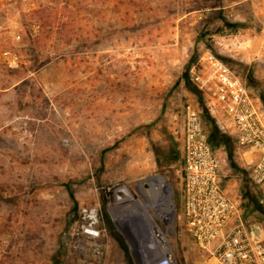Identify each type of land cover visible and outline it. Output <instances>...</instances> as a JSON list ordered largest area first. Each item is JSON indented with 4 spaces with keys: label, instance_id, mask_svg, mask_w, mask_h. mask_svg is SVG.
Instances as JSON below:
<instances>
[{
    "label": "rangeland",
    "instance_id": "1",
    "mask_svg": "<svg viewBox=\"0 0 264 264\" xmlns=\"http://www.w3.org/2000/svg\"><path fill=\"white\" fill-rule=\"evenodd\" d=\"M210 57L264 111V0H0V264H82L68 236L84 207L100 209L103 262L135 264L110 206L123 187L144 204L136 188L155 176L172 191L176 264H203L180 229L179 131L186 103L222 119L199 89ZM253 191L244 218L264 226Z\"/></svg>",
    "mask_w": 264,
    "mask_h": 264
},
{
    "label": "built area",
    "instance_id": "2",
    "mask_svg": "<svg viewBox=\"0 0 264 264\" xmlns=\"http://www.w3.org/2000/svg\"><path fill=\"white\" fill-rule=\"evenodd\" d=\"M208 62L211 71L198 78L199 89L209 99L207 110L222 118L216 122L219 132L249 156V172L243 181L247 189L241 193L239 187L233 188L229 184L227 176L221 172L218 151L209 143L202 111L194 104L186 103L182 108L179 131L181 233L194 244L203 257V264H264V226L254 218H244V206L249 202L248 186L253 187L254 203L264 213V111L235 72L213 57ZM139 187H142L140 183L137 189ZM121 189L115 191L110 210L116 206V198L122 195ZM142 195L138 193V196ZM100 216L98 207L81 208L76 226L68 236L75 242L76 255L82 264H105L101 240L106 230ZM111 216L113 223L128 235L138 264L144 261L147 264H176L167 240L170 224L166 225L164 235L154 218L131 216L133 224L130 222L125 226L116 223L112 213ZM155 219L165 222L168 218ZM150 222L164 236L167 246L160 242L150 247L146 245L148 235L152 234Z\"/></svg>",
    "mask_w": 264,
    "mask_h": 264
},
{
    "label": "bare ground",
    "instance_id": "3",
    "mask_svg": "<svg viewBox=\"0 0 264 264\" xmlns=\"http://www.w3.org/2000/svg\"><path fill=\"white\" fill-rule=\"evenodd\" d=\"M155 179L158 188L165 190V195H161L160 197L158 189L155 187L156 185L151 188V192L148 195L145 194L142 187H139L140 192L143 193L142 199H144V205H141L137 201H135L130 195V193L124 188L120 190L122 195L116 198V206L111 207V213L113 214L116 223L125 226H127L130 222L131 224H133L134 218H130L131 216H134L135 218H150V216L145 213L146 207H149L150 209H158L162 207L163 203L166 205L165 209L161 208L164 218L166 217L165 212L169 214L168 216L171 215L172 209L169 208V205L171 204V190L168 188V186L165 185L164 180L161 177H156ZM151 182L153 181H150V183ZM156 214L159 215L160 212L157 211ZM150 224L152 234L148 235L146 245L150 247L151 245H157L160 242L163 245L167 246V244L165 243L164 236L156 230L155 226L151 222ZM144 264L147 263L145 262Z\"/></svg>",
    "mask_w": 264,
    "mask_h": 264
},
{
    "label": "trees",
    "instance_id": "4",
    "mask_svg": "<svg viewBox=\"0 0 264 264\" xmlns=\"http://www.w3.org/2000/svg\"><path fill=\"white\" fill-rule=\"evenodd\" d=\"M71 23V22H70ZM69 24V23H68ZM69 27V26H68ZM66 29V28H65ZM61 30V29H59ZM67 32H71V30H66ZM46 40L51 39L52 35L57 34L58 32L56 30H54L53 28H48L46 25L44 26V28L42 29V31L39 32ZM16 56V55H15ZM191 62H193V59L191 60ZM248 83L250 84L252 82V78L250 76L247 77ZM187 86V85H186ZM188 90H190L191 92L195 93L197 96L198 95V91L194 90L192 87H190L189 85L187 86ZM199 98V97H198ZM261 99V98H260ZM262 103L263 99H261ZM203 107V106H202ZM203 109V108H202ZM202 117L204 118V120L207 121L208 124H210V130H209V143L212 145V147L214 148L215 146H223L225 149V152L229 157H231L232 155V141L229 137L221 134L219 132V130L217 129V127L215 125H213V120L210 118V116L206 113V111L202 112ZM249 200H252V198H249Z\"/></svg>",
    "mask_w": 264,
    "mask_h": 264
},
{
    "label": "crops",
    "instance_id": "5",
    "mask_svg": "<svg viewBox=\"0 0 264 264\" xmlns=\"http://www.w3.org/2000/svg\"><path fill=\"white\" fill-rule=\"evenodd\" d=\"M232 149H234V152L232 150L231 157L228 159L227 156L228 168L223 166L226 162L222 161L221 172L227 176V181L234 188L238 187L239 183L246 180L248 175V154L239 149L234 143H232Z\"/></svg>",
    "mask_w": 264,
    "mask_h": 264
},
{
    "label": "water",
    "instance_id": "6",
    "mask_svg": "<svg viewBox=\"0 0 264 264\" xmlns=\"http://www.w3.org/2000/svg\"><path fill=\"white\" fill-rule=\"evenodd\" d=\"M156 177H161V176H155V177H149V178H147V179H145L143 182H144V184H145V186L144 187H146V188H150L149 186H148V184H149V182L150 181H153V182H151V184H152V186H154V185H156L155 187L158 189V193H159V195H160V197H161V195H165V190L163 189H159L158 188V186H157V183H156ZM163 180H164V177H161ZM165 183V182H164ZM166 185V184H165ZM166 186H168V188L171 190V187L169 186V185H166ZM162 188V187H161ZM140 189H136V191L141 195V193H140V191H139ZM172 192V191H171ZM171 197H172V195H171ZM163 198V197H162ZM171 206L173 205V203H172V201H171V204H170ZM169 205V208L170 209H172L171 208V206ZM168 207V206H167ZM166 208V205L163 203V205H162V209H165ZM143 209V208H142ZM159 209V210H158ZM158 209H155V211H156V213H157V211H162V209L161 208H158ZM172 211H173V209H172ZM165 215H166V217L165 218H172V220H171V225H170V230H169V235L171 236L172 235V231H173V225H174V218H176L175 217V214H174V211H173V213L170 215V216H168L169 214L167 213V212H165ZM157 218H160V217H158L157 215H155ZM114 224V226L116 227V229L121 233V235H122V237H123V239H124V241H125V243H126V245H127V247H128V249H129V252H130V254H131V257H132V259L134 260V262H135V264H138V258H137V255H136V252H135V248H134V246L130 243V239H129V237H128V235H126L122 230H121V228L117 225V224H115V223H113Z\"/></svg>",
    "mask_w": 264,
    "mask_h": 264
},
{
    "label": "flooded vegetation",
    "instance_id": "7",
    "mask_svg": "<svg viewBox=\"0 0 264 264\" xmlns=\"http://www.w3.org/2000/svg\"><path fill=\"white\" fill-rule=\"evenodd\" d=\"M141 184V183H140ZM144 186H145V184H144V182L142 183ZM148 186L150 187V186H152V184L149 182V184H148ZM155 186V185H154ZM137 189V188H136ZM139 198H140V200L142 201V203H144V199H142V197L141 196H139ZM165 200H166V198H165ZM144 205V204H143ZM146 208H149V207H146ZM162 208V207H161ZM150 209V208H149ZM150 210H152L153 211V209H150ZM159 210V209H158ZM160 212V214L159 215H157L158 217H160L161 219H165L164 218V216H163V213H162V211L160 210L159 211ZM162 215V216H161ZM167 221H165V222H163L162 221V224H163V228L164 229H166V225H171V220H172V218H168V219H166Z\"/></svg>",
    "mask_w": 264,
    "mask_h": 264
}]
</instances>
